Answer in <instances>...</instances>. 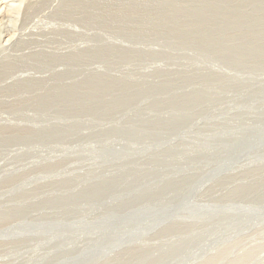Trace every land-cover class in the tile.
Here are the masks:
<instances>
[{
    "label": "rangeland",
    "instance_id": "1",
    "mask_svg": "<svg viewBox=\"0 0 264 264\" xmlns=\"http://www.w3.org/2000/svg\"><path fill=\"white\" fill-rule=\"evenodd\" d=\"M148 1L135 27L163 34L141 41L139 31L84 25L96 55L38 60L0 81L37 80L23 98L38 96V109L0 94V128L42 134L0 137V235L38 237L18 247L0 236V264L36 246L34 264H264V0ZM50 8L2 32L0 50L30 37L23 55L76 50L54 35ZM116 40L125 46L106 47ZM92 74L115 81L66 104L42 101ZM50 109L64 115L68 140L43 135L57 133Z\"/></svg>",
    "mask_w": 264,
    "mask_h": 264
},
{
    "label": "bare ground",
    "instance_id": "2",
    "mask_svg": "<svg viewBox=\"0 0 264 264\" xmlns=\"http://www.w3.org/2000/svg\"><path fill=\"white\" fill-rule=\"evenodd\" d=\"M150 5L151 4L148 0H0V36H1L2 32L8 31L10 29L11 30L12 29L13 30L14 29L20 30L23 26L27 27L28 26L27 24L31 21V19H32L33 15L36 11H37V13H39L38 12L39 10H41L45 6H49V7H51L50 9L53 8V14H54L55 18H57L60 21V22H58L59 24L57 22L54 23L55 24L54 26H56L55 28H57L56 32L58 30L60 32V34L56 33L54 35H62V37H66V35H64V34H68L69 36L67 38L70 39L68 41L74 42L75 44H73V46L76 49V50H73V48H71L63 54L62 53L58 54L57 52L49 51V53L55 54V55L46 54L45 52L40 53V54H34V55H23L24 54V48L28 45V42H30L31 37L29 38L30 40L29 39L24 40L22 38V39H19L15 43H7L6 42V44H4V46L2 45L3 47L0 50V81L3 79H6V77H9V74H16L17 75V73H19V72H16V71L22 70V68L23 67L25 68L26 65H28L29 63H33V62L37 63L38 60L47 61L48 64H51L53 62L49 61L46 58H60L59 62L64 61V62H70L71 63L74 61L73 59H71V57H77L76 59L78 61H81L83 58L87 59V57H90V56L92 57V56L96 55V52H97L96 48L97 47L90 45V43L96 44L97 42H91L89 40L88 35L86 34L87 27L84 25H89V26L95 25V27H97V26L106 27V28H109V29L114 30V31L117 29H119L118 31H122V29L127 30V31H139V32H141V34H140L141 35V41L145 40V38H146V40H150V39L156 37L157 35L163 34L164 30H165L164 27L157 34L150 33L151 29H149V30L146 29L147 27L150 26L149 23L142 25L140 29H136V27H135L138 19L142 16V13H140L139 10L140 9H146ZM41 14L42 13H40V16H41ZM34 17H35V15H34ZM41 18H43V17H41ZM36 21H37V19H36ZM39 21H40V23L43 22L41 20H39ZM45 22H43V23L45 24ZM49 22H51V21H49ZM73 24L78 25L77 28L79 27V28L85 29L84 30L85 32L79 31V32H81V34H79V35L75 34L74 30H76V29H74ZM166 24H167V22H166ZM25 25H27V26H25ZM49 25H50V23H49ZM52 25H53V23H52ZM44 26H46V25H44ZM31 27H32V24H31ZM42 28H44V27H42ZM46 29H48V28H46ZM26 30L27 29H24L25 32H26ZM35 31L36 30L34 27V32ZM52 31H53V29H52ZM88 31H90V30H88ZM15 32L12 34H16ZM25 32L23 34H26ZM27 32L29 33V30ZM53 32H55V31H53ZM36 33L38 34V32H36ZM9 34H11V31ZM4 35H8V33L4 34ZM26 35L29 36L28 34H26ZM35 35H34V37H35ZM45 35H46V33H45ZM83 35L87 36V38H85V37L78 38L79 36H83ZM14 36H16V35H14ZM32 36H33V34H32ZM42 36H43V33H42ZM44 36H43V38H45ZM34 37L32 40L35 39ZM46 37H48V39H49V35ZM50 38H53V35H51ZM115 39L113 40L114 42H115ZM5 41L3 43H5ZM7 41L9 42V40H7ZM36 41H38V39ZM103 41L104 40H99L100 43H102ZM58 42H60V41L58 40ZM61 42H62V40H61ZM116 42H117V40H116ZM0 43H2V42H0ZM63 43H61V44H63ZM65 44H67V43H65ZM134 44H136V43H134ZM102 45H104V44H102ZM69 46H70V44L68 45V48H69ZM124 46L125 45H123V43L119 42L118 44L107 45L106 47L118 48V47H124ZM94 47H96V48H94ZM7 50L9 51V53L7 52ZM53 50H55V49H53ZM92 51H94V52H92ZM137 53L138 52H136V54ZM152 55L157 56V54L155 52L149 53V57ZM68 56L70 59H67ZM160 57L161 56H159L158 58H160ZM89 60H88V62H89ZM52 66H54V65H52ZM24 72L25 71L20 72V73H24ZM97 72L98 71H96V73ZM21 77L22 78H19V79H15V78L12 79L14 81H10L12 84L10 87H5V88L0 87V94L3 93L4 95L3 94L2 95L4 96V98H5V96L9 97V98L12 96L18 97L17 102H11V103L9 102L11 105L21 107L22 104L27 103L31 107L38 109V96L31 97L25 101V99H26L25 95L26 94H29V93H32V95L36 94L34 92H36V90L38 89L37 80L23 79V76H21ZM113 80L115 81V79H109V78H106L103 76L99 77V75H96V74H94V75L92 74V77L84 76L83 80H81L79 83L72 85L70 87H67L64 89H60L58 87H55L52 89L48 88L46 90V94L48 97L45 95L44 97H41V99L43 102H47V101H49L48 103L52 102L51 103L52 105L56 104V103L66 104L69 101H74V100L79 99V98H84V96L86 95L88 86L91 85L93 87H97L100 90H102V88L105 86L106 83L111 84V83H113L112 82ZM0 84L2 85L3 83L0 82ZM110 101L111 100L105 101V103H102V102L99 103L98 101L97 102L99 103V106H102V105L103 106L104 105L105 106H111L114 104V102H110ZM129 102H131V101H129ZM115 103L119 104V105L124 104L120 101H116ZM49 105H46V106H49ZM78 106H79L80 110H82V111H90V110H93L97 107L95 105H92L90 107H85L81 104H79ZM160 106L165 107V101L161 102ZM53 113H54V109L48 110L47 116L49 119L47 121L53 123V124H50V126L54 127L56 129L57 133H43V135L55 136L54 138L66 137V140H68V137L71 135L70 129L67 130L66 128L68 126H61V124L58 123L59 119L63 118L64 115H61V116L59 115L56 118H52L51 114H53ZM6 120L9 121V119H7V118H6ZM19 126L20 125H15V126L8 125V126H6V124H5V126L0 128V129H2L0 131V137L3 139H6L7 141H10V140L14 141L16 139L15 137H17V139L23 138V140H28L30 142H32V138H35V139L38 138V134H40V133H38V129H39L38 124H34V123L30 124L31 127L38 128L37 130H32V131L22 130L21 128H27V127H23V126L19 127ZM45 128H50L49 124L44 126L42 130L44 131ZM40 135H42V134H40ZM51 174H53V173H51ZM52 176H54V175H52ZM52 176H50V177H52ZM2 177L3 176L0 175V179H2ZM71 186H73V185H71ZM71 186H69V187H71ZM0 193L2 195L1 197H4L8 192L5 190V191H2ZM4 204H7V202H2L0 205V208ZM15 212H16V210H13V208H12V210L6 211L4 213V215L10 216V215L14 214ZM7 219L8 218L1 219V220H7ZM1 237L7 238L8 240L12 241L13 245H16V246L18 245V247L27 245L28 242L34 238L38 239V237L36 236V233H34L29 238H24L19 233L6 232ZM19 240H20V242H18ZM0 246L3 247L2 249H4L5 252L7 250L9 252V248L7 247V244L0 243ZM37 247L38 246L31 247L29 249H24L25 248L24 247L23 248L24 250L21 249L20 251L13 253V255L15 257L14 256H9V257L7 256L6 258H8V259L5 261L4 264H30V263L34 264L33 261H35V259L38 258V252L36 251ZM10 250H11V247H10ZM28 253H31V258L26 257L28 255ZM10 255H12V254H10Z\"/></svg>",
    "mask_w": 264,
    "mask_h": 264
}]
</instances>
